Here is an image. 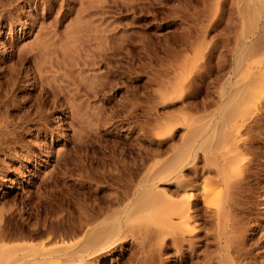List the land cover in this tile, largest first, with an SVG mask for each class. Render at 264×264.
<instances>
[{"label": "rangeland", "instance_id": "obj_1", "mask_svg": "<svg viewBox=\"0 0 264 264\" xmlns=\"http://www.w3.org/2000/svg\"><path fill=\"white\" fill-rule=\"evenodd\" d=\"M87 1L0 0V83L13 70L10 84L8 85L7 91H5L6 93L4 92V97L7 98H5V103L0 107V112L5 116L3 118L1 114L0 118H8L15 123L8 130L12 129L16 136V140L11 143L10 149L0 150V184L5 189V192L0 194V211L3 209V212H6L2 221L6 225V228H19L16 233L17 236L11 243L40 245L45 241V244L48 245L50 242L48 241L47 234L40 235L37 233L36 235L35 228H44L42 227L43 225L47 228V225L50 224L48 219L53 217L51 221H56L58 218L66 216L68 211L74 209V206L88 203V196L91 199L89 203L93 199V202H99L104 199L105 193L106 196L110 192L111 195H121L123 191H126L128 198H130L126 199L125 203H132L136 196L144 190H160L166 188L172 193L175 190V184L171 180L165 182L157 180L154 177H152L153 179H149L148 176L150 177L152 172L158 173V168L160 167L161 169L162 164L166 162L169 164L171 162L170 160L176 158L178 154L176 155L175 153L177 152L175 151L178 150V153H181L184 148L186 151L188 147L186 143H189L191 140L188 130L194 125H190V127L187 124L185 126L181 125L171 135L167 132L164 133L166 130L162 128L165 121H171L169 120L171 117L183 119L185 112L191 113L190 110H187L183 106L186 105L185 101L187 100H184L183 103H161L158 100L155 101L158 96V91L156 92L155 89L157 83L153 80L151 82L150 78L152 76L155 79L154 75L157 76V72L160 70L164 73L165 71L166 73L167 71L171 73V64L169 66L165 63H170L169 60L166 61L168 56H166V59L163 56L167 52L162 47H165L167 44V41H164L169 37L171 38L175 32L178 31L175 33L176 36L183 32L181 27H188L189 22L187 19L183 20L179 18L176 16V12H173L174 10L181 9V3L183 2L185 4L187 1L161 0L160 4V0L159 2L157 0L158 6L161 5V7L155 10L158 11L155 13H159L157 15L158 18L150 15L144 20L132 25L129 23L132 19L128 20L130 17H133L132 11H124V14L122 12V14L119 13V11L115 12L116 14L114 13L115 15L113 17L120 16L124 18L116 20L120 22H116L117 28L115 31H120V33H117L112 40L116 46L122 45L119 55L110 56L111 60L108 61L109 63L107 61L99 62L94 66H90L84 64L83 59L86 54L84 57L82 55L83 58L80 57L81 55L78 54L80 52L79 50L74 53L72 61L65 64L62 51L67 45L64 44V41H60L59 37L63 35L69 21L73 20L80 3ZM229 2L231 0L228 1L224 9L230 7ZM194 4L200 7L199 3L196 4L194 2ZM172 7H177L178 9L175 8L171 13ZM191 7L187 13L190 10L193 11V9L195 11V8ZM125 15L127 16L125 17ZM11 26L14 35L10 31ZM127 28L128 30L132 28V30H127L128 32L126 33L125 29ZM121 30H124L123 32L125 34L130 32L131 43H122V39H119L120 36L122 37ZM145 35L146 37L149 35L148 38L153 42L157 40L154 42L156 44L154 48H157L156 51L153 48L155 44L150 45L152 49L148 53L151 58H149L148 53V56H145L144 53L142 54L141 52L139 54L140 51H138L139 45L142 44L141 37ZM161 35H164L166 38ZM157 37L162 42V47L161 44H158ZM42 41L48 43L49 52L43 59V66L40 67L39 62L41 58L34 57L25 59L24 57L30 56L33 53L34 50L32 52L29 51L31 50L30 44L32 42ZM117 42L119 44H116ZM157 45H160V48ZM74 49L75 46L72 45L71 50ZM158 49H160L159 52L157 51ZM80 53L83 54L84 51ZM129 54L133 55L130 56ZM187 54L191 55V51L189 53L188 51H181L177 55L179 59H182ZM140 55L143 58H140ZM137 56H139L138 60L140 58V62H137L138 64H136ZM132 57L136 60L131 62V60H134ZM145 59L147 60L146 63H144ZM154 62H157L156 65H154ZM130 64H133V66ZM135 65L136 67L134 68ZM153 69L154 71H152ZM100 74H102L101 76L104 75V77L102 79L99 77V81L104 82L102 86L97 88L98 90L96 89L98 92L93 90L95 91L94 94L91 89L90 92L88 91L89 93H86L87 88H90L92 85L95 86V82L88 81L86 77L93 75L100 76ZM169 75L172 76V74ZM99 78L97 77L96 81ZM74 81L82 84V91L71 98L70 95L71 93L73 95L74 91ZM83 81L85 84H90V86L88 87L86 85L87 87H85ZM100 82L97 81L96 84ZM198 82L199 80H196L195 84ZM224 82L222 81V83ZM219 85L220 82L217 87ZM60 88H63L64 93H59ZM214 88L217 90L215 86L211 90H214ZM47 89L49 90L48 92L46 91ZM214 92L216 91H211V94H216ZM55 94H57L58 100L55 99ZM68 95V98H71V106L69 105V101L67 102V97H64ZM154 97L155 99H153ZM210 97L212 98V95ZM64 98L66 100L65 102ZM197 98L195 101H200L203 98V94H200ZM225 105V103H220L217 100L213 101L206 107L208 110L205 109L202 112L203 110L201 109L200 112H195L194 114L203 115L205 112L207 113L208 111L210 113L212 110L213 112H217L216 116H207L209 117L208 119L207 117L201 116L203 119L201 117H199L200 120L198 118L192 119L194 123L190 121L189 124H195L199 120L200 122L198 123L202 125L200 128H203V134L200 132L201 135L205 137L211 136L215 133L213 125L219 119L218 111L220 109L222 111ZM262 112L263 110L259 111V114L257 112L254 115L256 116L254 117V122L255 119H261L263 120L261 121L263 125L253 131L254 141L250 148L251 155H247L249 159L246 158L253 169L259 172V178L252 176L250 178L251 183L249 182L248 185L247 183L244 184L247 186H243V197L240 198L241 206L239 204L237 205L239 211L237 209L235 210L236 215L232 212V215H229L230 217L223 218L224 223L222 222V227L220 224L217 226V219L213 216V211L216 206L211 207V205L207 207L212 208L210 209L211 211L208 209L209 211L199 213L195 216L193 222L196 223L193 224L197 226V234L191 239V243L188 238L192 234H185L186 237L180 239L183 245L181 250L176 248L171 234L166 235L164 243L161 246L158 238L147 240L143 250L139 247L138 243L132 242L130 237H128L129 240L126 238L122 248L106 253L102 257L104 264H129L130 261L133 264L139 257L144 259V264H175L180 258V255H186L189 252L198 253L200 257L206 259L214 258L213 262H215V257L220 254V245L216 235V229L224 227L233 228L231 226L233 219L231 220V218H234V216V220L243 217L248 221L244 220L245 226H241L243 228L241 232L243 238L242 243L247 253L245 255L246 261L249 262L247 264H264V204H262V202L264 203V114ZM252 122L253 120L251 124H253ZM206 123L211 124L210 127L206 128ZM200 124L197 125V128H199ZM261 129L263 132H261ZM207 132L208 135H206ZM200 136L199 139L204 144H202L204 146L203 149L210 142H213L210 141V138L206 141L207 137L203 139L204 137L201 136L202 138H200ZM188 138L190 139L189 141ZM180 147L182 148L179 149ZM202 147L199 150L201 157L196 159L194 163H190L191 165H188L192 166L195 164L196 169L185 170L187 176L192 180L194 197L196 200H199L197 201V205L194 206L195 208L204 205V197L202 196V193H204L203 187L210 186V183H214V180L217 179L213 166L205 162ZM12 179L17 181L16 186L13 188L10 187L12 185ZM149 180H152V183ZM147 181L150 183H147ZM143 182L144 184H142ZM151 184H156V188ZM213 188L215 190H213L214 197L212 198L214 199L212 200L216 203L218 197L215 195L220 193V195H217L220 198L225 194L226 190L224 186L218 184ZM126 189H128L129 193ZM68 194L72 196L67 201ZM85 195L86 197H84ZM98 196L101 198L99 199ZM247 199L250 200L248 201ZM242 202L243 204H241ZM115 205H113V210H116ZM117 205L121 208L125 204H122V206L121 204ZM62 210L65 214H63ZM241 210L242 212H240ZM57 213L58 218L55 216ZM149 213V211H140L139 215L134 213V216H131L132 220L138 219L137 216H139L140 220L137 221L140 223L134 220L131 222L138 225L141 223L144 224V218ZM152 220L153 222H151V226L149 224V227L158 228L161 226L156 216H153ZM39 224L41 225L39 226ZM61 227L64 228L63 226ZM60 230V233L59 231L58 233L61 235L64 232L62 229ZM28 233L31 235H27ZM82 235L77 234L76 237L68 238L71 240L74 238V241H76ZM70 239L65 237V242L63 238L62 240L59 238L55 244L58 243L57 245H61L67 242H74L70 241ZM49 245H52V243ZM214 264L218 263L215 262Z\"/></svg>", "mask_w": 264, "mask_h": 264}, {"label": "bare ground", "instance_id": "obj_2", "mask_svg": "<svg viewBox=\"0 0 264 264\" xmlns=\"http://www.w3.org/2000/svg\"><path fill=\"white\" fill-rule=\"evenodd\" d=\"M156 1L157 0H88L87 2H81L80 6L76 10V15L73 17V20L69 21V24L66 26L63 35L59 37V40L64 41V44L67 45V47L62 51L64 63L67 64L71 62L74 58V53L79 50L80 52L84 51L83 54L80 52L78 53L81 55L80 57H82V55L84 57L86 54L85 58L83 59L84 64L90 66H94L99 62H108L111 60L110 56H118L122 45L116 46L112 40L117 35V33H120V31H115L117 28L116 22H120L116 20L122 17H113V15L116 14L115 12L119 11V13L122 12L124 14V11H132V18L130 17L128 19L129 14L127 13V19H132L129 21V23L132 25L136 22L144 20L150 15L157 17L159 13H155L158 12L155 10L161 7V5L158 6ZM183 1L185 2V0ZM186 1L187 2L185 4L183 2L181 3V9H178L177 6L175 8L178 10L176 11L174 10L175 8L172 7L170 12L172 13L174 10L173 12H176V16L183 20L187 19L189 22L188 27H181L183 32L180 35L176 36L175 33H177V31L174 33L175 35L172 33L174 37L172 36L171 38H167L165 41L163 40L164 42L167 41L165 47H162V42L159 41V37H157L159 41L158 44H161L162 49L165 48L167 52L166 55L163 53V56H165V59L166 56L169 57V59L167 57L166 61L169 60L170 63H165L168 65L171 64V73H168V71L167 73L166 71L164 73L160 70L157 72V76L154 75L155 73L153 74L155 79L150 76L151 82L155 81L159 87H155L156 92L158 91L157 99H155L156 96L153 98L155 101L158 100V102L161 103H183L184 100H187L185 101L186 105L183 106L187 110L191 111V113L185 112L183 119L171 117L169 119L171 121H165V124L162 127L164 130H166L164 133L167 132L169 135H171L181 125L185 126V124H187L189 127L190 125H194L192 126L194 130L192 128L188 130V132H190L191 140L188 138V141H190L189 143H186L188 144V147L186 146L187 150L185 151L184 148L183 152L181 153H178V150L175 151L177 152L175 154L178 155L176 158L172 159L173 161L170 160L171 162L169 161V164H167L168 162L164 163L165 165L167 164L166 166L162 164V168L160 169L159 167V171L157 170L158 173L152 172L153 176L152 174H150V177L148 176L149 179L154 177L157 180H162L165 182L171 180L175 184V190H173L172 193L166 188L160 190H140L141 192L136 196L132 203H125L126 199L130 198H128L126 191H123L121 195H111L110 192V194L108 193L106 196L105 193V197L102 201L98 202L96 200L98 203L93 202L94 199L91 203H89V200L91 199L88 196L89 200L86 199L88 200V203L74 206V209H70L72 211H68L66 216L61 218L59 214L60 218H58L57 213L55 215L57 216L56 218H58L56 221H51L53 217L50 216L51 219H48L50 224L47 225V228H45L43 223L41 224L44 228H35L36 235L37 233L40 235L47 234L48 241L50 242H47L48 245L45 244V241H42V244H40V242V245H34L30 243H11V241H14V238L17 236L16 233L18 232L19 228H6V225L2 221L6 212L4 213L2 209L0 211V264H104L102 257L106 253L115 251L118 248H122L123 242L128 237H130L132 242L138 243L139 247L143 250L147 240L158 238L160 240L161 246L164 243L166 235L171 234L176 248L181 250L183 245L180 242V239H184L186 237L185 234H192L190 235V238H188L189 242L191 243V239L197 234V226L194 225L196 222H193L195 220L194 218L199 213H205L212 209L207 207H210L211 205V207L216 206V208H214L215 210L213 211L214 213H212L213 216H215L214 218L217 219V221L215 219L216 223L218 222L217 226L220 224L221 227L223 218H228L229 215H232V212H236L235 210L238 208L237 205H240V198L243 197V186H247L249 184L250 178L252 176L259 178V172H256L253 169L246 158H248L247 155L250 154V148L254 141L252 134L253 131L263 125L261 122L263 120L261 119H255L254 122V117H256L254 115L257 112L259 114V111L262 110V114H264V0H231V2H229L230 7L227 9H224V7L229 0ZM194 2L196 4L199 3L200 7L195 4L193 5ZM190 7L195 8V11L193 9L194 12L190 10L192 13L190 11L187 13ZM126 16L127 15H125V17ZM205 17L208 19H205ZM128 28L125 29L126 33L129 30H132V28L129 30ZM10 31L11 34L14 35L12 26L10 27ZM123 31L121 30L124 35L121 33V37L119 34V39H122V43H129L131 41L129 36L130 32L125 34ZM148 36L149 35H147V37L146 35L142 36V44H138V51H140L139 54L142 52V54L144 53L145 56L152 49V46L150 45L157 41L156 40L153 42L150 38H148ZM161 36L163 37L164 35ZM116 44L119 43L117 42ZM47 45L48 43L46 41L35 43L32 42L30 44L31 50L29 51H34L30 56L28 55L24 58L39 57L41 58L39 66L42 67L44 62L43 59L46 55H48L49 52V45ZM72 45L75 46L74 50H71ZM154 47H156V44L153 46V48ZM156 49L154 48V51H156ZM159 50L160 49L157 51L159 52ZM181 51H188V53L191 51V55L187 54L184 55L182 59H179L177 54L181 53ZM176 55L178 59L176 58ZM138 57L139 56L136 58V64H138L137 62H140V58H143L140 55L138 60ZM149 58H151L150 55ZM136 59L131 60V62L135 61ZM146 61L147 60L145 59L144 63H146ZM156 63L154 65H156ZM133 64L130 65L133 66ZM143 66H145V64H143ZM135 67L136 65L134 68ZM12 71L13 70H11L8 74V77L0 83V107L3 103H5V98H7L4 97V94L6 93L5 91H7L8 85L10 84ZM152 71H154V69ZM169 74H172V76ZM101 75L102 74H100V76L93 75L86 77L88 81L91 80L93 83L95 82V86H90V84H85L83 81L85 87H87L86 85H88V87L90 86V88H87L88 90L86 93H89L91 89V91H97V88L103 85L104 81H99L100 78L102 79V77H104V75ZM97 77H100L97 79V81L100 82L99 84H96ZM196 80H199V82L195 84ZM222 81L224 83H222ZM92 82L89 83L93 84ZM219 82L220 85L217 87ZM73 85L74 91L73 95L72 93L70 95L71 98L73 96L75 97V95H78L82 91L81 83L74 81ZM214 86L217 88V90H215V88L214 90H211V88ZM46 91L48 92L49 90L47 89ZM95 91H93L94 94ZM193 91H195V93H193ZM211 91H216L214 92L216 94H211ZM60 92L64 93L63 88H60L59 93ZM57 94H55L56 100H58ZM200 94H203V98H201L198 102L195 101V99L199 97ZM211 95L212 98L210 97ZM64 97H67V102L69 101V105L71 106L72 102H70L71 98H68L69 95ZM214 99L220 103H225L226 105L225 107L223 106L224 108L222 111L221 109L218 111L219 119L217 120L214 118L217 120L213 125L215 133L209 137L206 136V141L210 138V141L213 142H210L207 147L203 149L204 144L199 139V136L201 135L200 132L203 134V128H200L202 125L198 123L200 122L199 117H213L216 116L217 112H213L211 110L210 113L207 111V113L205 112L203 115H195L194 113L200 112L201 109L203 110L202 112H204L205 109L208 110L206 107L213 101H216ZM65 101L66 100L64 98V102ZM1 114L4 118L5 115L0 112V115ZM202 117L201 119H203ZM197 118L199 120H196L197 122L195 123V126L192 119ZM208 118L209 117H207V119ZM252 120L253 124H251ZM190 121L193 123L189 124ZM198 124H200L199 128L201 131L199 128H197ZM11 125H15L12 120H9L8 118H0V150L6 148L10 149V146L12 145L11 143L16 140V136L14 135L12 129L8 130ZM210 125L211 124H207L205 127H210ZM261 132H263L262 129ZM206 135H208V132ZM201 136L200 138H206L204 135L202 137ZM201 147L203 149V155L205 157L204 159L206 160L205 162L212 165L216 173L217 179L214 180V183L224 186L226 191L224 190L225 194L222 193L223 196L220 198L217 196L220 195V193H215V196L218 197V200H216V198L215 200L217 202L214 203L212 200L214 198L212 197H214L213 190L215 189L213 187L216 184L210 183V186H202L204 188V193H202V196L204 197V205H200L198 208H195L194 206L197 205V201L199 200H196L194 197L192 192L194 186L192 185V180L187 176L185 170L196 169L195 164L192 166L188 165L192 162L194 163L196 159L201 157L199 151ZM149 181L152 183V180ZM150 182L147 181V183ZM246 183L247 185H244ZM16 184L17 181L12 179V185L10 187L13 188L16 186ZM142 184H144V182ZM151 185H154L156 188V184ZM120 189L122 190V188ZM126 190L128 191V189ZM4 192L5 189L2 184H0V194ZM71 196L68 194L67 201L69 198H71ZM78 196L80 195L78 194ZM84 197H86V195ZM101 197L103 196L101 195ZM101 197H99V199ZM114 204H116V210L112 209ZM117 204H121V206L122 204L125 205L120 208ZM241 204H243V202ZM262 204L264 203L262 202ZM140 211H149L150 215L146 214V218H144L143 222L144 224H133L134 222L132 223L131 221L134 220L138 222L137 220H140V217L137 216L138 219L136 218L132 220L131 216H134V213L139 215ZM240 212H242V210ZM63 214L65 213L63 212ZM234 215H236V213ZM153 216H156L157 220L161 223L160 227H149V224L151 226V222H153ZM234 218H231V220L233 219V224L231 225L233 228L224 227L216 229V235L220 245V254L215 257V262L218 264L249 263L246 261L247 259L245 255L247 253L243 247V238L241 233L243 230L241 226L245 224L247 219L245 220L243 217H241L234 220ZM45 219L47 218L45 217ZM41 224H39V226ZM60 229H62L64 232L61 235L59 234L61 231ZM77 234L83 235L76 241H74V238L73 240L68 238L73 236L76 237ZM27 235L31 234L28 233ZM65 237L74 242H67L61 245H57L58 243L55 244L59 238H61V240L63 238V241H65ZM51 243L52 245H49ZM143 260L144 259L142 257H139L133 264H144ZM213 260L214 258L206 259L204 257H200L198 253L189 252L186 253V255H180V258L175 262V264H214L215 262H213ZM129 264H132V261H130Z\"/></svg>", "mask_w": 264, "mask_h": 264}]
</instances>
